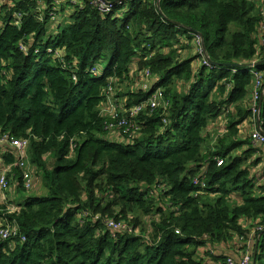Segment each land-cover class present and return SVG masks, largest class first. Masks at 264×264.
<instances>
[{
  "label": "trees",
  "instance_id": "obj_1",
  "mask_svg": "<svg viewBox=\"0 0 264 264\" xmlns=\"http://www.w3.org/2000/svg\"><path fill=\"white\" fill-rule=\"evenodd\" d=\"M256 1L69 0L73 11L53 30L61 3L0 0V134L29 139L30 169L47 190L16 210L0 193V222L19 229L0 238V264H228L213 247L252 231V263L264 264V231L256 229L264 226V179L252 159L261 150L242 130L248 120L256 125L254 72L264 81V62L251 66L264 59ZM191 43L198 54H185ZM103 60L96 76L91 69ZM135 67L156 82L126 105L157 87L172 102L140 116V136L112 139L100 110L105 90ZM175 79L188 83L184 92ZM1 159L0 168L12 165L7 194L14 185L27 190L11 146L0 144Z\"/></svg>",
  "mask_w": 264,
  "mask_h": 264
},
{
  "label": "built area",
  "instance_id": "obj_2",
  "mask_svg": "<svg viewBox=\"0 0 264 264\" xmlns=\"http://www.w3.org/2000/svg\"><path fill=\"white\" fill-rule=\"evenodd\" d=\"M109 8H106L108 10ZM259 34L263 36L261 42L264 43V20L262 25L259 28ZM210 64V63H209ZM104 70H101L98 66L94 67L91 72L94 73L96 76H101L103 74ZM144 76H151L153 77V74L150 69L144 70ZM257 80V84L255 87L254 92L252 93V111L253 115L255 116V121H256V129L254 130L253 134V143L256 146L263 147L264 148V133L261 131V125H258V116H260V108L259 104L260 101L263 99V94H264V81L262 82L261 79V74L254 72ZM76 78V77H74ZM113 80H116L115 78H111L109 81V85L107 86L105 90V95L106 99H109V94H110V89L112 87ZM151 89V88H150ZM151 103L149 104V107L151 110H157V109H166L169 105L168 99H166L164 91L161 87H157L155 89V92L153 95L149 98ZM143 103H140L139 105H134L130 111L131 115L134 116L135 114L138 113L140 109L143 107ZM102 114V113H101ZM119 117V116H118ZM117 118H110L106 117L108 119L107 121V126L106 129L109 130V125L110 124H115L120 128H124L127 131H130L132 128V132L128 135L126 134L125 136L127 138H134L137 137V132L134 129V125H130L127 118L123 117L118 120ZM109 134H111L109 132ZM127 138H125L127 140ZM29 139L28 138H15L10 136L9 134H0V144L8 147H12L14 149V153L17 156V161L15 162L16 165H19L23 170V182H24V187L28 190L31 191L33 190L35 186V175L34 172L30 169V164L28 161V146H29ZM75 145H73V150H74ZM223 163V160L218 161V165L221 166ZM12 169V165H5L1 166L0 168V193H1V198L3 201L9 200L7 198V192L11 189L13 185V177L10 175V171ZM194 183L196 185H201V187L205 186V183L200 181L198 178L194 180ZM18 204L12 203V210H16L19 208L17 206ZM108 226L114 230H125L126 232L132 233V228H128L125 226L122 222H115L114 220H110L108 222ZM259 231H264V226L256 228ZM19 232L17 224L14 223H8V222H0V238L3 240L9 239L11 236L17 235ZM261 232V233H262ZM232 242V241H231ZM234 245H236V253L233 255L227 256L226 263L228 264H253V253L255 249V244H250L248 240H244L243 237H238L233 240Z\"/></svg>",
  "mask_w": 264,
  "mask_h": 264
},
{
  "label": "rangeland",
  "instance_id": "obj_3",
  "mask_svg": "<svg viewBox=\"0 0 264 264\" xmlns=\"http://www.w3.org/2000/svg\"><path fill=\"white\" fill-rule=\"evenodd\" d=\"M55 0V4H59V10L56 11L55 15H51L50 17V22H51V28L53 30H55L56 26H58L59 24H64L65 22V17L69 15V13H71L73 10L70 9L68 3L69 0ZM79 2V1H78ZM256 4L259 6V8L262 10V14L264 17V0H257ZM67 5V6H66ZM69 5V6H68ZM61 7H64L65 10L62 11ZM53 24H55V27L53 26ZM56 32V31H55ZM194 42V41H193ZM199 42V41H198ZM198 42L196 41V43L198 44ZM192 47L191 50L192 51H186L185 54H198L199 53V48L198 45H196L195 43H191ZM193 48V49H192ZM50 50H52V48H50ZM184 54V55H185ZM196 65H195V70H197L200 67V61L197 60ZM108 65V61L107 60H103L101 62H98L95 66L99 67L101 70H104ZM94 66V67H95ZM92 67V69L94 68ZM137 67H135L134 73L135 75H132V77H130L129 79H127L128 81H126L125 83H121L119 82V80H113L112 83V87H111V91L109 94V99L105 100L101 106H100V110L101 113L104 117H110V118H117L118 116V120L126 117L129 124L130 125H134L135 126V130L137 132V136L141 135V130H142V125L140 123V116H144L147 112L148 109H150L149 104L151 103V101L149 100V98L153 95V93L155 92V89L151 92V94L148 96V98L143 101L142 103L144 104L142 109H140L138 111L137 114H135L134 116L131 115V111L130 109L134 106V105H126L129 101H131V93L132 92H137L139 89H144L146 91H150L153 88L154 83L156 82V80L154 79V77L151 76H147L145 77L144 75V71L140 72L138 70H136ZM91 69V70H92ZM174 88H177L180 90V92H184L186 90V86H188V83L185 81H177L176 79L174 80ZM151 88V89H150ZM169 103L172 102L171 99H168ZM252 104V103H251ZM135 105H139V104H135ZM224 112V111H223ZM256 126L253 120H248L247 121V126L246 125H242V130L243 133L249 132L252 134L254 132V130L256 129ZM109 132L110 134V138L112 139H119V140H124L125 138H127L125 135L126 134H130L133 130L132 128L130 129V131L125 130L124 128H120L117 123L115 124H110L109 125ZM215 131V132H214ZM217 131L213 128L212 132L210 135V140H212L214 143H218L219 139L221 137H223L222 135L218 136V134L216 133ZM246 135V134H243ZM241 135V136H243ZM252 138H253V134H252ZM211 142V141H210ZM259 152V153H258ZM264 152H260L259 150L255 153V155H253V160L254 157L255 158H259L260 160L263 159V157L261 155H263ZM53 157L52 155L49 156L48 159V166L51 168L53 165ZM261 163V161H260ZM259 163V164H260ZM255 165L254 171L256 172V175H258V171L257 167L258 165ZM33 171L35 172L34 175L35 176V186L33 188V190L31 191H27L25 189H16V186L14 185V189L12 190V192H9L7 194V198H10L12 202H16V204H22L24 202V200H19L21 195H25L28 194L27 196H32V195H41V194H45L46 193V187L43 186L42 183V178L43 175H41L40 171L37 170L35 167H32ZM38 171V173H37ZM258 181V180H257ZM261 183V182H260ZM20 202V203H19ZM147 216L146 213H143L142 211H140V213H138V218L140 220V226L143 228H147V219H145V217ZM256 228V227H255ZM255 233L256 232H251L249 234V236H247V238L245 240H248V242L250 244H255L256 247V239H255ZM259 235H261L259 233ZM233 255V254H232ZM231 256V255H230Z\"/></svg>",
  "mask_w": 264,
  "mask_h": 264
},
{
  "label": "crops",
  "instance_id": "obj_4",
  "mask_svg": "<svg viewBox=\"0 0 264 264\" xmlns=\"http://www.w3.org/2000/svg\"><path fill=\"white\" fill-rule=\"evenodd\" d=\"M71 9V8H70ZM244 125H246L247 126V122H245V123H243V126ZM212 130V129H211ZM215 132V131H214ZM260 148V150L262 151V152H264L263 151V147H259ZM260 151V152H261ZM262 157H263V159H261V163L258 165V167H257V170L256 171H258V177H259V179L262 181V179H264V154L263 155H261ZM0 161H2V159L0 160ZM27 195L28 194H25V195H21L20 196V198H19V200L21 201V200H24V199H26V197H27ZM25 201V200H24ZM12 203H15L16 204V202H12ZM11 203V204H12ZM20 203V202H19ZM205 249H207L206 247H205ZM213 253L215 254V255H225L226 257L228 256V255H232V254H234V253H236V245H234V243H233V241L231 242V240H229V241H226V242H221V243H219V244H216V246H214L213 247ZM212 263V262H211Z\"/></svg>",
  "mask_w": 264,
  "mask_h": 264
},
{
  "label": "water",
  "instance_id": "obj_5",
  "mask_svg": "<svg viewBox=\"0 0 264 264\" xmlns=\"http://www.w3.org/2000/svg\"><path fill=\"white\" fill-rule=\"evenodd\" d=\"M210 62L213 64V65H218V66H222V65H228V66H234V67H238L240 64H231V63H225V62H222V63H218L216 61H212L210 60ZM264 62V59H261L257 62H254L251 66L252 67H256L257 65H259L260 63H263ZM261 106H262V100L260 101V104H259V108L261 109ZM260 123H261V115L258 116V125L260 126ZM261 131L264 133V130L261 128ZM258 247H259V244H258V241L256 242V248L254 250V259L256 257V254L258 252Z\"/></svg>",
  "mask_w": 264,
  "mask_h": 264
},
{
  "label": "clouds",
  "instance_id": "obj_6",
  "mask_svg": "<svg viewBox=\"0 0 264 264\" xmlns=\"http://www.w3.org/2000/svg\"><path fill=\"white\" fill-rule=\"evenodd\" d=\"M260 111H261V109H260ZM258 123V122H257ZM256 248V247H255ZM229 256V255H228Z\"/></svg>",
  "mask_w": 264,
  "mask_h": 264
}]
</instances>
